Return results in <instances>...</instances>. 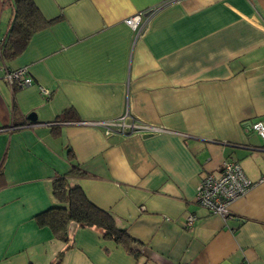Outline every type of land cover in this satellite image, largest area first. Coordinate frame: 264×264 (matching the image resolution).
<instances>
[{
	"label": "crops",
	"instance_id": "1",
	"mask_svg": "<svg viewBox=\"0 0 264 264\" xmlns=\"http://www.w3.org/2000/svg\"><path fill=\"white\" fill-rule=\"evenodd\" d=\"M17 1L0 0V42ZM33 1L56 21L0 60L32 79L16 89L0 72V264H264V182L227 217L196 203L224 163L264 178V0ZM122 118L159 131L108 126ZM74 166L70 185L126 229L138 261L97 228L72 224L65 242L39 225Z\"/></svg>",
	"mask_w": 264,
	"mask_h": 264
},
{
	"label": "trees",
	"instance_id": "2",
	"mask_svg": "<svg viewBox=\"0 0 264 264\" xmlns=\"http://www.w3.org/2000/svg\"><path fill=\"white\" fill-rule=\"evenodd\" d=\"M55 21L46 20L33 0H18L9 33L0 42V60H13L19 57L26 51L33 36ZM14 88L19 87L15 85ZM59 119L68 121L72 119V113L67 111ZM80 174L81 171L74 166L69 177L55 180L53 196L57 205L36 217L39 225L50 227L55 236L65 242L69 241V227L72 224L83 228H97L104 239L124 246L138 261L143 254L140 249L134 247L135 241L128 236L126 229L117 225L115 217L110 212L95 205L81 186L70 185V177Z\"/></svg>",
	"mask_w": 264,
	"mask_h": 264
},
{
	"label": "built area",
	"instance_id": "3",
	"mask_svg": "<svg viewBox=\"0 0 264 264\" xmlns=\"http://www.w3.org/2000/svg\"><path fill=\"white\" fill-rule=\"evenodd\" d=\"M153 13L156 11H152ZM143 15L139 14L126 21V24L133 30L140 29L143 21ZM1 55V51H0ZM2 78L10 87L18 85L19 88L29 87L32 85V79L28 77L26 69L9 70L4 65H0ZM45 95L50 96L47 90H43ZM113 126L119 128L122 132L129 131L138 134H150L159 131L155 126L147 125L141 122H126L122 118ZM254 132L264 139V123L257 122L253 125ZM264 182V178L259 182H253L247 178L241 166L236 162H227L218 175L208 174L200 183L198 188L196 203L198 206L206 209L213 215L227 217L230 215L233 204L244 198L253 188ZM195 218H188L187 224L191 226Z\"/></svg>",
	"mask_w": 264,
	"mask_h": 264
},
{
	"label": "water",
	"instance_id": "4",
	"mask_svg": "<svg viewBox=\"0 0 264 264\" xmlns=\"http://www.w3.org/2000/svg\"><path fill=\"white\" fill-rule=\"evenodd\" d=\"M146 136H151V135H146Z\"/></svg>",
	"mask_w": 264,
	"mask_h": 264
}]
</instances>
